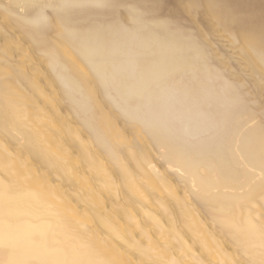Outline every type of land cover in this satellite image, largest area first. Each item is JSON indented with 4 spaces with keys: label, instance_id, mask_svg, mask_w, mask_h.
Wrapping results in <instances>:
<instances>
[{
    "label": "bare ground",
    "instance_id": "1",
    "mask_svg": "<svg viewBox=\"0 0 264 264\" xmlns=\"http://www.w3.org/2000/svg\"><path fill=\"white\" fill-rule=\"evenodd\" d=\"M262 95L264 0H0V264H264Z\"/></svg>",
    "mask_w": 264,
    "mask_h": 264
},
{
    "label": "rangeland",
    "instance_id": "2",
    "mask_svg": "<svg viewBox=\"0 0 264 264\" xmlns=\"http://www.w3.org/2000/svg\"><path fill=\"white\" fill-rule=\"evenodd\" d=\"M47 14L50 15V12L47 11ZM197 18H198V19H196V20H198V21H202L201 18H200V16H198ZM205 30H206V33H208V34H207V37L211 40L212 44H213L214 46H219V47H221L222 50H223L225 53H227L228 55H230L231 48H230L228 45H226L225 48H223V47L221 46V45H222V44H221L222 41L220 40L218 33L215 32V31H214V32H210V31L207 32L208 29H205ZM214 43H215V44H214ZM223 44H225V43H223ZM226 51H227V52H226ZM235 56H236V55H235ZM235 56H234V55L230 56L229 59H228V62L231 63V65H232L233 68H235V69L238 70L239 67H238V66L236 67V65H237V61H236ZM250 91H254V93L257 94V89H255V88H251ZM249 97L252 98L253 100L255 99V96H249ZM255 102H258V103H260V104H263V103H264V95H262V96H257V99H256Z\"/></svg>",
    "mask_w": 264,
    "mask_h": 264
}]
</instances>
